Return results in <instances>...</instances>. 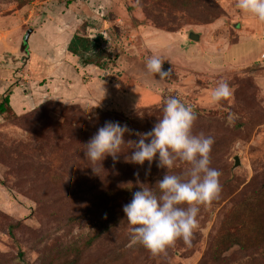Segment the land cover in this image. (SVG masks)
<instances>
[{"label": "rangeland", "instance_id": "1", "mask_svg": "<svg viewBox=\"0 0 264 264\" xmlns=\"http://www.w3.org/2000/svg\"><path fill=\"white\" fill-rule=\"evenodd\" d=\"M237 2L0 0V101L12 109L0 114V264H264L263 223H244L264 202V22ZM75 33L99 35L104 69L67 50ZM154 54L169 77L147 73ZM221 81L233 94L212 104ZM173 96L193 110V134L214 139L221 189L199 205L190 243L153 254L132 243L123 205L190 165L134 164L127 142ZM107 121L127 125L126 143L92 162L86 144Z\"/></svg>", "mask_w": 264, "mask_h": 264}, {"label": "clouds", "instance_id": "2", "mask_svg": "<svg viewBox=\"0 0 264 264\" xmlns=\"http://www.w3.org/2000/svg\"><path fill=\"white\" fill-rule=\"evenodd\" d=\"M238 9L264 22V0H238ZM159 55H152L145 64L147 73L167 78L171 69L165 70ZM233 94L227 81H221L210 93L212 104L226 100ZM196 116L193 110L175 96L169 97L163 116L147 133H136L140 138L128 159L138 165L158 160V167L172 169L177 161L190 165L183 176L167 171L156 184L158 194L151 187H141L123 205V213L131 228L132 243H139L153 254L163 252L178 239L190 243L193 230L198 226L199 205L210 203L220 192L221 173L210 167V152L214 139L203 133L193 134ZM232 117L229 116V121ZM127 125L107 121L86 144L85 156L92 162L106 156L114 159L125 144Z\"/></svg>", "mask_w": 264, "mask_h": 264}, {"label": "trees", "instance_id": "3", "mask_svg": "<svg viewBox=\"0 0 264 264\" xmlns=\"http://www.w3.org/2000/svg\"><path fill=\"white\" fill-rule=\"evenodd\" d=\"M99 38H100L99 35L96 36L95 38H90L86 35L84 36L79 33H75L73 34L67 45V50L73 55H78L83 64L85 65L93 64L99 67L100 69H104L106 67V61H105L106 53L104 51H100L99 49L100 47L98 43ZM11 110L12 109L10 105L9 95H5L2 101H0V114H6L8 111ZM260 195L264 196V189L263 191H260ZM248 206L250 207L251 211L255 209V206L253 205H248ZM257 213H260L261 218L263 219H260ZM252 216H254L256 219L261 220V223H263L264 225V202L257 206L256 213L255 211H252V215L244 217L245 225H247L248 223L250 225L254 221H257L253 219ZM263 225L261 230V232L263 231L262 235H264ZM256 235L258 234L256 233ZM87 244H89V242Z\"/></svg>", "mask_w": 264, "mask_h": 264}, {"label": "water", "instance_id": "4", "mask_svg": "<svg viewBox=\"0 0 264 264\" xmlns=\"http://www.w3.org/2000/svg\"><path fill=\"white\" fill-rule=\"evenodd\" d=\"M188 38L191 39V40H196V41H197V40H199V38H200V34L194 32V31H189V33H188ZM238 163H239V159H238V156L236 155V156L234 157V166H235V165H238Z\"/></svg>", "mask_w": 264, "mask_h": 264}, {"label": "crops", "instance_id": "5", "mask_svg": "<svg viewBox=\"0 0 264 264\" xmlns=\"http://www.w3.org/2000/svg\"><path fill=\"white\" fill-rule=\"evenodd\" d=\"M240 10V9H239ZM244 12V11H243ZM245 13V12H244ZM74 31H75V29H74ZM70 40V39H69ZM21 49V48H20ZM22 50V49H21ZM1 53V52H0Z\"/></svg>", "mask_w": 264, "mask_h": 264}]
</instances>
